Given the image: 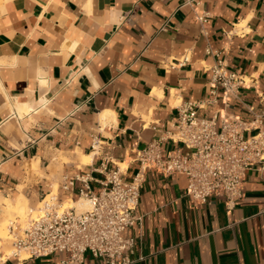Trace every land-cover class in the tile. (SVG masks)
<instances>
[{"label":"crops","instance_id":"obj_1","mask_svg":"<svg viewBox=\"0 0 264 264\" xmlns=\"http://www.w3.org/2000/svg\"><path fill=\"white\" fill-rule=\"evenodd\" d=\"M218 60L251 80L242 92L253 111L239 100L225 109L221 88L218 101H209L208 68ZM262 89L264 0H0V218L3 198L23 195L35 205L57 178L60 187L64 172L80 166V153L92 156L91 169L109 159L131 178L139 169L133 151L185 102L203 104L206 116L264 121ZM93 136L103 142L94 157ZM60 152L73 160L51 177ZM27 164L44 174L29 173ZM187 183L185 175L146 172L143 222L126 231L137 239L131 264H264V170L248 172L245 195L232 208L221 196L194 202ZM83 264L106 262L87 252Z\"/></svg>","mask_w":264,"mask_h":264},{"label":"built area","instance_id":"obj_2","mask_svg":"<svg viewBox=\"0 0 264 264\" xmlns=\"http://www.w3.org/2000/svg\"><path fill=\"white\" fill-rule=\"evenodd\" d=\"M197 18L201 23L208 20L206 14ZM208 70L213 95L210 102L218 101L217 89L221 88L225 109L239 100L254 110L242 92V88L251 86L247 76L229 69L223 60ZM258 95L264 102V89ZM202 108L199 102L183 103L177 115L159 129L158 136L146 147L135 149L132 160L138 162L139 169L129 179L126 168L119 164L110 168L109 159L94 169L90 168L91 160L80 162L74 171L64 172L59 190L43 197L36 215L24 222H10L8 236L0 237V264H7L13 257L24 261L52 257L55 253H60V257L53 264H83L87 252L104 259L106 264H131L137 239L127 236L126 231L143 222L138 208L149 170L185 175L186 194L194 202L206 203L213 196H221L232 208L245 195L248 172L264 170V121L261 115L251 121L221 112L206 116L200 113ZM168 144L173 147L167 149ZM102 145L93 136V157L101 153ZM94 171L102 177L95 178ZM93 181L99 184L98 190ZM82 198L89 202L88 208L78 209L70 204Z\"/></svg>","mask_w":264,"mask_h":264},{"label":"rangeland","instance_id":"obj_3","mask_svg":"<svg viewBox=\"0 0 264 264\" xmlns=\"http://www.w3.org/2000/svg\"><path fill=\"white\" fill-rule=\"evenodd\" d=\"M104 119V118H103ZM83 154V153H82ZM91 156V155H90ZM56 160L58 161V172L54 171V173L51 175L52 176H58L60 177L62 174L61 170L63 167V163L66 161H71L73 160L71 157H68L67 155H65V153L60 152L57 156H56ZM92 158V156H91ZM78 159L81 160V162H84V159H82L81 157V153L78 155ZM90 160H85V163L89 162ZM28 167L27 171L31 174H44L43 170H40L39 167H35V164H32L31 166H29L27 164ZM122 167H125V165H121ZM57 174V175H56ZM58 178L55 180L54 186H53V190L54 192H57L58 188H59V183H58ZM20 198H23L25 201V205H26V212L25 213H21L18 209L16 210V208H10V203L15 204L16 201L21 200ZM7 200V202H6ZM78 200V198L76 199ZM3 201L5 202V205L3 206V213L2 216L0 218V227L5 225L8 230H6V234L3 238H6L9 234V225L11 221H14L16 219H20L23 222L26 221L31 215L34 216L36 215L37 210L39 209V207L42 205L41 202L36 203L35 205L31 204L29 202V200L25 199V197H23V195L17 197L16 199H11V198H3ZM87 201L86 199L82 198L79 201H70V204H74L76 207H78L82 202ZM88 202V201H87ZM89 203V202H88ZM8 245L10 244V241L7 240L6 242Z\"/></svg>","mask_w":264,"mask_h":264},{"label":"bare ground","instance_id":"obj_4","mask_svg":"<svg viewBox=\"0 0 264 264\" xmlns=\"http://www.w3.org/2000/svg\"><path fill=\"white\" fill-rule=\"evenodd\" d=\"M104 116L106 117V113L104 114ZM81 157H82V159H84V162H82V163H85V160H87V159L91 160V156L87 155V154H81ZM87 163H89V162H87ZM20 199L21 200L16 201L15 204H12V203L9 202V204H10L9 206H10V208L14 207V208H16V210L18 209L23 214V213L26 212L25 211L26 210V205H25V202H24L25 200L23 198H20ZM6 202H7V200H6ZM88 207H89V203L87 201H84L78 206V209H86ZM6 230H8V228L5 225L0 227V237H4L5 236V234L7 232Z\"/></svg>","mask_w":264,"mask_h":264}]
</instances>
